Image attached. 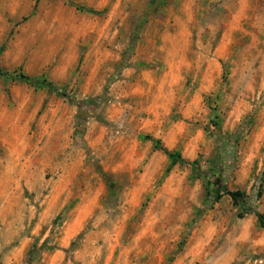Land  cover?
Wrapping results in <instances>:
<instances>
[{"label":"rangeland","instance_id":"1","mask_svg":"<svg viewBox=\"0 0 264 264\" xmlns=\"http://www.w3.org/2000/svg\"><path fill=\"white\" fill-rule=\"evenodd\" d=\"M0 69V264H264V0H0Z\"/></svg>","mask_w":264,"mask_h":264},{"label":"trees","instance_id":"2","mask_svg":"<svg viewBox=\"0 0 264 264\" xmlns=\"http://www.w3.org/2000/svg\"><path fill=\"white\" fill-rule=\"evenodd\" d=\"M0 78L14 79L32 87L46 88L53 93H59V88L54 86L52 83L47 82L45 79L34 80L21 72L10 73L0 69ZM163 152L170 158H176V160L183 163V160L180 158L178 153H169L167 151ZM212 164L213 166L211 167V169H209L205 174V199L208 200L212 198L214 202H217L223 196H229L234 206L238 207V209L242 211L239 214L240 217H243L245 214H249L251 212L250 207L247 205L244 195L239 192H229L227 187L224 185L222 164L219 163V161L215 163L213 162ZM191 166L193 168V171L195 172L197 169V161H194ZM259 196L260 191L257 193V198H259ZM255 216L257 218L259 226L261 228H264V213H255Z\"/></svg>","mask_w":264,"mask_h":264},{"label":"crops","instance_id":"3","mask_svg":"<svg viewBox=\"0 0 264 264\" xmlns=\"http://www.w3.org/2000/svg\"><path fill=\"white\" fill-rule=\"evenodd\" d=\"M208 169H211V166L208 167ZM47 264H53V262H51V260H49ZM56 264H57V263H56Z\"/></svg>","mask_w":264,"mask_h":264}]
</instances>
